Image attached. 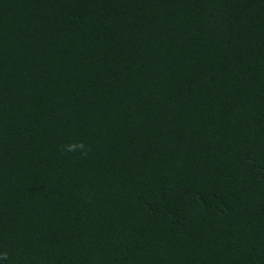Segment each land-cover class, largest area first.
I'll list each match as a JSON object with an SVG mask.
<instances>
[{
    "label": "trees",
    "instance_id": "trees-1",
    "mask_svg": "<svg viewBox=\"0 0 264 264\" xmlns=\"http://www.w3.org/2000/svg\"><path fill=\"white\" fill-rule=\"evenodd\" d=\"M0 264H264V0H0Z\"/></svg>",
    "mask_w": 264,
    "mask_h": 264
}]
</instances>
